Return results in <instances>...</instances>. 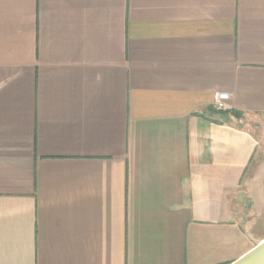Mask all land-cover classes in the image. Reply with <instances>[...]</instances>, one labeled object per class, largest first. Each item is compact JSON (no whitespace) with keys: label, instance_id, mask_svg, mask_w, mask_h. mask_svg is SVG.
Masks as SVG:
<instances>
[{"label":"crops","instance_id":"1","mask_svg":"<svg viewBox=\"0 0 264 264\" xmlns=\"http://www.w3.org/2000/svg\"><path fill=\"white\" fill-rule=\"evenodd\" d=\"M251 116L264 0H0V264H232Z\"/></svg>","mask_w":264,"mask_h":264},{"label":"rangeland","instance_id":"2","mask_svg":"<svg viewBox=\"0 0 264 264\" xmlns=\"http://www.w3.org/2000/svg\"><path fill=\"white\" fill-rule=\"evenodd\" d=\"M225 111H222V113ZM249 128L260 137L259 151L251 165L246 179H254L255 187L242 199H233L232 208L236 218L256 237L257 242L264 239V120L248 117Z\"/></svg>","mask_w":264,"mask_h":264},{"label":"water","instance_id":"3","mask_svg":"<svg viewBox=\"0 0 264 264\" xmlns=\"http://www.w3.org/2000/svg\"><path fill=\"white\" fill-rule=\"evenodd\" d=\"M232 264H264V239Z\"/></svg>","mask_w":264,"mask_h":264},{"label":"built area","instance_id":"4","mask_svg":"<svg viewBox=\"0 0 264 264\" xmlns=\"http://www.w3.org/2000/svg\"><path fill=\"white\" fill-rule=\"evenodd\" d=\"M230 102V95L225 92H219L214 94V108L217 111H225Z\"/></svg>","mask_w":264,"mask_h":264},{"label":"trees","instance_id":"5","mask_svg":"<svg viewBox=\"0 0 264 264\" xmlns=\"http://www.w3.org/2000/svg\"><path fill=\"white\" fill-rule=\"evenodd\" d=\"M218 113H221V114H225V113H222V112H219V111H217ZM230 114H233V115H238L237 113H235V112H231Z\"/></svg>","mask_w":264,"mask_h":264}]
</instances>
